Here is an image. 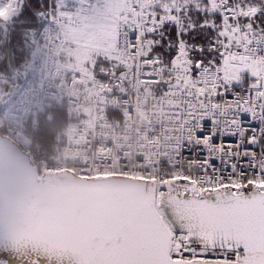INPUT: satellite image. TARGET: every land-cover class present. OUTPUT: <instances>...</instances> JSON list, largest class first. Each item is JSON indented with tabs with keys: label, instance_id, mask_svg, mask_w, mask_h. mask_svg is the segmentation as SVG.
I'll return each instance as SVG.
<instances>
[{
	"label": "snow or ice",
	"instance_id": "snow-or-ice-1",
	"mask_svg": "<svg viewBox=\"0 0 264 264\" xmlns=\"http://www.w3.org/2000/svg\"><path fill=\"white\" fill-rule=\"evenodd\" d=\"M9 74L74 91L98 199L0 210V264H264V0H0Z\"/></svg>",
	"mask_w": 264,
	"mask_h": 264
},
{
	"label": "water",
	"instance_id": "water-1",
	"mask_svg": "<svg viewBox=\"0 0 264 264\" xmlns=\"http://www.w3.org/2000/svg\"><path fill=\"white\" fill-rule=\"evenodd\" d=\"M9 94L1 96L0 103ZM94 184L69 172L38 177L28 155L0 133V210L5 216L9 212L20 217L39 215L48 221L88 217L98 199ZM115 196L106 193L108 199Z\"/></svg>",
	"mask_w": 264,
	"mask_h": 264
},
{
	"label": "built area",
	"instance_id": "built-area-1",
	"mask_svg": "<svg viewBox=\"0 0 264 264\" xmlns=\"http://www.w3.org/2000/svg\"><path fill=\"white\" fill-rule=\"evenodd\" d=\"M53 74L62 77V73ZM16 86L14 95L19 92L16 101L10 104L0 114V127L4 128L21 146H29L31 137L24 131L23 124L28 113L33 110H41L47 113V119L53 121L56 117L55 111H66L69 115L74 114L77 119H68L65 124V131L62 141L54 145V155L45 162L40 163L39 170L45 172L72 171V157H83L88 155L91 158L92 148L85 142V136H100L99 132L93 133L84 125L83 118L77 111L78 105L69 100V96L75 95L70 88L57 89L55 80L46 78L43 87L38 82L35 86L25 87L21 81L13 80ZM118 134V133H117ZM95 145H93V148ZM73 172V171H72ZM74 173V172H73ZM79 176L78 173H75Z\"/></svg>",
	"mask_w": 264,
	"mask_h": 264
},
{
	"label": "trees",
	"instance_id": "trees-1",
	"mask_svg": "<svg viewBox=\"0 0 264 264\" xmlns=\"http://www.w3.org/2000/svg\"><path fill=\"white\" fill-rule=\"evenodd\" d=\"M8 76L12 75L9 74ZM8 90L9 88L7 87L6 91ZM60 128L61 126L58 122L47 123L43 120L33 118L29 120L27 130L35 138L37 143L27 151L32 160H35L36 157L47 158L52 154L51 146L56 141V134ZM1 131L4 133L3 130Z\"/></svg>",
	"mask_w": 264,
	"mask_h": 264
},
{
	"label": "rangeland",
	"instance_id": "rangeland-1",
	"mask_svg": "<svg viewBox=\"0 0 264 264\" xmlns=\"http://www.w3.org/2000/svg\"><path fill=\"white\" fill-rule=\"evenodd\" d=\"M6 88H7V82L6 81H2L0 82V96L6 94ZM7 100H5L4 102H6Z\"/></svg>",
	"mask_w": 264,
	"mask_h": 264
}]
</instances>
